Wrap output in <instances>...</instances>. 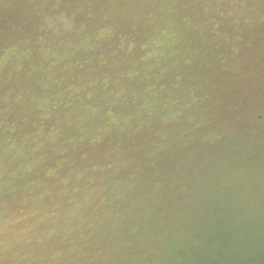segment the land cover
Instances as JSON below:
<instances>
[{
    "label": "clouds",
    "instance_id": "obj_1",
    "mask_svg": "<svg viewBox=\"0 0 264 264\" xmlns=\"http://www.w3.org/2000/svg\"><path fill=\"white\" fill-rule=\"evenodd\" d=\"M0 11V264H264V0Z\"/></svg>",
    "mask_w": 264,
    "mask_h": 264
},
{
    "label": "rangeland",
    "instance_id": "obj_2",
    "mask_svg": "<svg viewBox=\"0 0 264 264\" xmlns=\"http://www.w3.org/2000/svg\"><path fill=\"white\" fill-rule=\"evenodd\" d=\"M8 16L3 11H0V28L7 27Z\"/></svg>",
    "mask_w": 264,
    "mask_h": 264
},
{
    "label": "trees",
    "instance_id": "obj_3",
    "mask_svg": "<svg viewBox=\"0 0 264 264\" xmlns=\"http://www.w3.org/2000/svg\"><path fill=\"white\" fill-rule=\"evenodd\" d=\"M115 43V42H113ZM103 50L105 52V54H108L109 53V44L108 43H105L104 46H103ZM3 95V89L0 88V96ZM49 155H52L51 153Z\"/></svg>",
    "mask_w": 264,
    "mask_h": 264
}]
</instances>
